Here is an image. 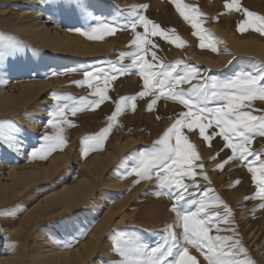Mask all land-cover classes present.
<instances>
[{
    "label": "rangeland",
    "instance_id": "1",
    "mask_svg": "<svg viewBox=\"0 0 264 264\" xmlns=\"http://www.w3.org/2000/svg\"><path fill=\"white\" fill-rule=\"evenodd\" d=\"M40 1L43 5L40 11L64 29L81 28V32L90 31L95 26L96 21L91 18L92 16L103 17L106 21L125 25L128 23L127 13L130 11L126 6L146 4L148 7L142 10L141 14L159 24L163 29H175L176 33L186 41L183 47H177L159 36L150 37L159 45V48L153 49V51L156 52L160 62L168 64L182 60L185 64L197 66L202 77L212 76L223 80L240 70L251 71L258 65H264V59L252 53L235 51L232 48L229 34L233 38L246 37L261 41H264V35L252 30L241 33L238 30V24L245 17L242 12L226 10L224 7L225 0H184V3L198 6L199 10L205 14L201 18L203 20L202 27L214 34L213 45L216 51L199 46L200 40L197 36L192 35L194 29L176 11L171 0ZM241 3L243 7L264 15V0H241ZM85 5L90 15L86 16L82 13V7ZM25 10H32V5L26 0H0V33L14 38L10 41L13 54L0 63V87L15 91L22 85L42 82L43 86L41 83L37 85L35 99L29 100L30 104H36L38 100L39 107H37L41 109V112L39 111L40 114L38 112L40 116L35 119L37 121L34 129L25 127L23 120L28 115L33 114L31 109H35L36 106H32L30 109L27 108L30 104L23 105L24 111L22 110L20 112L22 114L17 117H8L11 115L0 117V122L9 121L19 129L16 134V141L18 139L17 143L20 144L19 153H12L13 151L8 145L0 144V156H2L0 171H4L9 165L15 166L34 159L31 154L44 144L42 139L44 135L46 133L55 134L48 122L51 118L50 113L56 110L57 104L82 106L81 97H86L88 100L97 99V97L90 95L92 89L86 84L80 87L73 83L74 81L83 80V74L86 71L92 72L97 68L110 71L109 61L116 62L121 52L133 50L129 47L133 38L131 30L119 28L113 35H105L103 39H92V41L99 42L100 49L102 48L97 53L80 55L48 50L36 44L31 39L32 37L18 28L19 21L24 20L23 18L26 16L22 14ZM27 20L30 19L27 18ZM137 30L141 33L145 31L140 26ZM207 42L206 40L205 43ZM220 53L224 54V59L218 65L210 63L209 60H216ZM147 58L151 60V52ZM121 63L128 65L131 63V59L125 57ZM195 82L194 80L193 83ZM181 87L187 88L188 85ZM142 90L143 81L135 71L132 74L117 75V78L111 81L109 85L108 95L111 100L105 101L94 109L83 105L84 110L77 112L74 116L70 111L66 113L68 119L75 125L74 127L61 125L64 127L63 135L67 143L63 146V150L53 151L43 159L60 155L64 150L68 152V162L61 166L50 180L37 185V187L43 186V191H47L51 188V180L68 182L69 178L73 180L80 174L88 175L89 171L84 166V162L89 164L95 154L104 155L108 153L109 155L111 153L105 161V168L93 180L94 191L92 196L98 200V195L102 193L105 207L115 209L116 220L100 233L99 236L101 237L98 236L96 241L98 248L93 255L95 258L93 256L89 258V260L91 259L89 264H113V262L121 259L119 254L112 250L116 235L119 232L133 235L141 242L148 244L150 248L156 247L164 235L162 231L164 227L167 224H174L176 220L175 213L170 211L172 201L168 196L154 194L158 191L155 178L134 183L137 177L131 174V169L136 165L134 159L136 150L150 148L153 142L173 123L176 115L181 111H186L183 105L162 98L151 111H148L147 104L152 97L146 96L134 101L137 107L135 111H132V102H129V105L113 122L114 126L103 145L97 150H89L86 155L83 152L82 137L99 133L107 127L109 121L106 118L115 110L113 101H117L121 96L136 95ZM54 94L61 96L62 99H53ZM68 96H71L72 99H67ZM254 107L257 109L264 108V101H255ZM254 114L259 115L260 113L255 112ZM34 116L38 115L35 114ZM157 116L160 119H157ZM184 131L189 136L190 141L195 144L201 156V161L197 163L203 162V171L207 173L211 184L199 175L201 172L199 168L195 170L198 173L197 182L202 187L213 188L215 193L230 206L233 211V226L238 230V237L256 264H264V257L261 254L264 252V209L260 208V205L264 204V200L244 199L256 191L251 173L239 160L226 164L222 171L216 169L217 164L232 154L230 149L224 148V140L220 136H215L211 141L212 146L208 147L199 137L198 129L193 132H188L187 129ZM213 131L218 132L219 129L215 127L208 129L209 134ZM129 140H132V143ZM118 141L122 143L127 141L128 145L126 144V148L121 150L119 144L116 145V142L119 143ZM251 148L257 151L264 150V138L257 136ZM221 149L223 151H220ZM218 151L219 156L216 159H211L216 156ZM35 159L41 158L37 155ZM66 173H68V177ZM107 179L116 182L117 185L106 187L103 183ZM237 180L240 181L239 184L230 186ZM19 198L15 199L17 204L21 203L18 209L22 210L26 203V208L30 206L29 203L31 204L32 200H29L28 203L27 200H21L22 196ZM87 208L80 205L67 211L60 210L55 215L42 220L41 225H38L30 232L31 234H28L26 239L28 244L36 242V237H33L35 234L46 236L49 239V244L54 247L73 249L90 237L92 229L99 220V215ZM192 210L194 211L195 208ZM5 223L3 222L4 225H6ZM221 227L226 226L221 225ZM174 230L177 235L182 232L180 227ZM210 234L216 235L217 233L213 229ZM220 234L230 235L231 233ZM100 247L104 249L102 255ZM190 253L197 256L200 264H206L203 256L195 249L190 248Z\"/></svg>",
    "mask_w": 264,
    "mask_h": 264
},
{
    "label": "snow or ice",
    "instance_id": "2",
    "mask_svg": "<svg viewBox=\"0 0 264 264\" xmlns=\"http://www.w3.org/2000/svg\"><path fill=\"white\" fill-rule=\"evenodd\" d=\"M171 2L180 16L194 29L192 35L200 40L199 46L216 51L213 45L214 34L202 27L201 18L205 14L198 6L184 3V0H171ZM126 7L130 9L127 13L129 18L127 24L119 25L114 21H106L103 17L92 16L91 18L96 21L95 26L81 34L88 39H103L105 35L115 34L118 28L131 30L133 38L129 47L133 50L121 52L116 62L109 61L110 71L104 68H97L92 72L86 71L83 80L73 83L80 87L86 84L92 89L90 95L97 99L80 98L81 105L91 109L98 108L105 101L111 100L108 95L109 85L117 75L132 74L135 71L143 81V90L136 95L121 96L117 101H113L115 110L106 118L109 121L107 127L99 133L82 137L84 154L86 155L89 150H97L103 145L114 126L113 122L129 102H132L131 109L135 111L137 105L134 101L138 98L152 97L147 104L148 111H151L162 98L178 102L186 111L176 115L173 123L150 148L136 150L134 156L136 165L131 169V174L137 177L134 183L155 178L158 191L154 194L167 195L172 201L170 211L175 213V223L164 227L162 230L164 235L160 243L151 248L133 235L119 232L112 250L118 253L121 259L113 264H200L197 256L190 253V248L199 252L206 264H256L237 235L238 230L233 226V211L230 206L215 193L213 188L202 187L197 182L198 173L195 170L199 168L201 170L199 175L211 184L207 173L203 171V162L197 163L201 161V156L184 130L193 132L198 129L199 137L208 147L212 146L211 141L215 136H220L225 142L224 148L230 149L232 154L217 164L216 169L222 171L226 164L236 160L241 161L251 173L252 182L256 187L255 193L244 199L264 200V158H262L264 150L257 151L251 148L257 136L264 138V108L254 107L255 101H264V65H258L251 71L240 70L229 78L219 80L212 76L202 77L197 66L185 64L182 60L162 63L153 51L158 49L159 45L150 37L159 36L177 47H183L186 41L176 33L175 29H163L141 14L148 5ZM224 7L228 11L243 13L245 19L238 24L241 33L252 30L264 35V15L243 7L241 0H225ZM82 13L86 16L90 15L86 5L82 7ZM138 26L143 27L145 31L139 32ZM13 39L0 33V63L13 54L10 44ZM150 52L151 60L147 58ZM125 57L131 59L130 64L121 63ZM182 85L188 87H181ZM66 98L72 99L71 96ZM53 99L60 100L62 97L54 94ZM82 106L56 105V110L50 113L51 118L48 122L55 134L44 135L42 138L44 144L32 152L33 158L39 155L44 159L53 151L63 150L67 140L63 135L64 127L61 125L75 126L66 113L70 111L74 116L84 110ZM255 112L260 114L256 115ZM157 119L160 117L157 116ZM213 127L219 131L209 134L208 129ZM18 132L19 129L11 122H0V144L15 147ZM217 156L219 151L211 159H216ZM239 183L240 181L237 180L230 186ZM260 208L264 209V204H261ZM177 227L182 228L180 235L174 230ZM213 229L216 235L210 234Z\"/></svg>",
    "mask_w": 264,
    "mask_h": 264
},
{
    "label": "bare ground",
    "instance_id": "3",
    "mask_svg": "<svg viewBox=\"0 0 264 264\" xmlns=\"http://www.w3.org/2000/svg\"><path fill=\"white\" fill-rule=\"evenodd\" d=\"M26 1L32 5V10L22 12L26 16H24V20L19 21L17 26L23 33L32 37L31 39L36 44L55 52H70L80 55L97 53L102 49H100L99 42L89 40L81 34V31H77L78 28L74 30L64 29L40 11L43 7L42 1ZM27 18L30 20L28 21ZM229 36L231 46L235 51L252 53L264 59V41L246 37L233 38L230 34ZM223 59L224 54L220 53L216 60L209 61L218 65ZM40 83L42 86L44 85L42 82ZM40 83L33 82L22 85L15 91L14 89L12 91L0 87V117L11 115L8 117L12 118L22 114L20 112L23 110V105L30 104L29 100L35 99L37 95L36 88ZM37 102L38 100L36 104H30L27 107L31 109L32 106H36L31 111L34 115H38H28L23 120L25 127L28 129H34L37 121L35 119L40 116L41 109L38 108L39 103ZM17 141L15 147L9 146L13 151L12 153L20 152V144ZM127 143V141L123 143L116 142V145L119 144L122 150ZM67 154L68 152L64 150L60 155L50 156L46 160L34 158L23 164L9 165L4 171H0V264H89L91 260L89 258L95 255L94 253L98 248L96 243L98 236L116 220L114 216L115 209L105 207L104 195L100 193L98 200H95L92 196L94 191L93 180L103 171L106 165L105 161L111 153L109 155L108 153L104 155L95 154L89 164L87 163L88 165L85 162V165L82 163L87 167L88 175L80 174L73 180L69 178L68 182L51 180V188L47 191H43V186L37 187L38 184L50 180L59 168L68 162ZM1 157L0 160H2ZM66 176L68 177V173H66ZM103 184L106 187L117 185L116 182L109 179L105 180ZM19 196H22L21 200H27L28 203L32 200L31 204L29 203L30 206L26 208L27 203L23 206V202H25L23 201L22 210L18 209L21 203L18 202L19 204H17L15 199ZM80 205L88 207L99 215V220L92 229L89 238L73 247V249L54 247L49 244V239L44 235L34 234L33 237H36V242L28 244L26 240L28 234H31L30 232L34 228L41 225L42 220L55 215L60 210L67 211ZM3 222H6V225ZM11 223L12 225H10ZM99 249H101L102 255L104 249L101 247ZM261 254L264 257V252Z\"/></svg>",
    "mask_w": 264,
    "mask_h": 264
}]
</instances>
